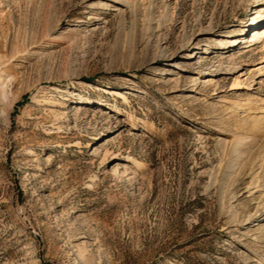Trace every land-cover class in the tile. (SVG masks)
<instances>
[{
    "label": "rangeland",
    "instance_id": "1",
    "mask_svg": "<svg viewBox=\"0 0 264 264\" xmlns=\"http://www.w3.org/2000/svg\"><path fill=\"white\" fill-rule=\"evenodd\" d=\"M257 8L0 0V264H264Z\"/></svg>",
    "mask_w": 264,
    "mask_h": 264
},
{
    "label": "bare ground",
    "instance_id": "2",
    "mask_svg": "<svg viewBox=\"0 0 264 264\" xmlns=\"http://www.w3.org/2000/svg\"><path fill=\"white\" fill-rule=\"evenodd\" d=\"M263 11H264V8L262 10L261 9L256 10L255 13L261 15ZM253 20H254V16L252 17L251 21H253ZM10 87H11L10 80L5 78L4 72H0V97H1L2 100H7L8 99L9 93L11 91ZM257 123H258V121L255 120L253 122V125H258ZM106 157H107V155H105L104 158L106 159Z\"/></svg>",
    "mask_w": 264,
    "mask_h": 264
}]
</instances>
